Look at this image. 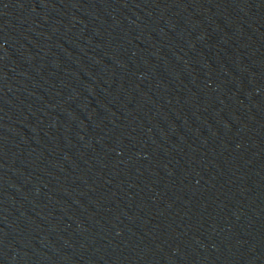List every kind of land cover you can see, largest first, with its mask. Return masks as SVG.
<instances>
[{"label": "water", "instance_id": "obj_1", "mask_svg": "<svg viewBox=\"0 0 264 264\" xmlns=\"http://www.w3.org/2000/svg\"><path fill=\"white\" fill-rule=\"evenodd\" d=\"M0 264H264V0H0Z\"/></svg>", "mask_w": 264, "mask_h": 264}]
</instances>
